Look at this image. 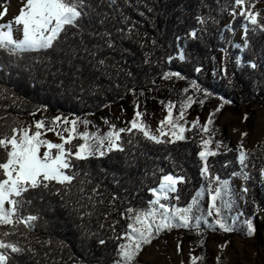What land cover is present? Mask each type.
<instances>
[{"label": "trees", "instance_id": "1", "mask_svg": "<svg viewBox=\"0 0 264 264\" xmlns=\"http://www.w3.org/2000/svg\"><path fill=\"white\" fill-rule=\"evenodd\" d=\"M88 2L91 19L86 18L82 37L73 36L75 30H71L55 51L27 52L19 57L0 51V130L29 126L41 119L50 122L56 116L92 122L117 106L122 107V114L133 116L136 106H142L140 97L150 93L166 105L171 101L178 106L181 98L192 97L186 117L198 114L199 101L206 97L239 103L250 114H254L255 104L264 109V33L250 31L246 48L240 51L235 47L244 20L236 17L231 28L226 27L233 0ZM258 3L264 0H256ZM0 4L6 5L8 0H0ZM200 18L205 23L201 24ZM193 31L195 38L190 35ZM221 55L226 71L217 81L215 61ZM252 63L257 67L252 68ZM197 68L201 70L197 72ZM172 73L183 78H165ZM193 81L200 91L191 87ZM129 98L133 104L128 112ZM200 136L156 144L138 133L122 134L124 152L78 162L80 175L67 188L55 185L29 194L32 202L25 205L23 214L38 219L31 230L19 226L26 239L19 232L8 239H19L22 246L35 252L16 256L15 264H113L117 245L123 242L115 237L128 223L121 213L129 207L148 208L154 199L149 189L158 187L160 176L168 173L185 177L173 195H179V201L169 203L177 207L187 206L202 187H218L215 176L229 182L227 198L232 200L231 184L235 178L244 179L243 188L248 191L244 192L243 216L254 222L257 211L264 213V141L248 154L244 172L236 151H216L217 155L208 159L206 181L198 155L206 133ZM130 139L132 143H128ZM209 203L205 191L200 207L212 222L216 216L207 217ZM225 212L222 209V214ZM101 239L105 244L99 243Z\"/></svg>", "mask_w": 264, "mask_h": 264}, {"label": "snow or ice", "instance_id": "2", "mask_svg": "<svg viewBox=\"0 0 264 264\" xmlns=\"http://www.w3.org/2000/svg\"><path fill=\"white\" fill-rule=\"evenodd\" d=\"M110 3H115V0H110ZM233 5V17L239 16L246 21L243 25L245 40L250 31L264 33V23L261 22V19H264V13L253 11L256 0H233ZM90 9L92 5L88 0H23L18 15L12 21L0 24V51L17 57L27 52L55 51L58 45L68 38L71 30H75L71 32L73 36L82 37L85 20L87 18L90 22L91 19ZM6 14L7 8L0 12V17ZM199 22L205 23L202 18ZM190 35L195 38L196 32L193 31ZM108 46L112 47L110 40ZM245 46H247L246 43ZM180 58L183 59V55ZM99 63L103 64L104 61L101 60ZM251 67L256 68L257 65L252 63ZM200 70V68L196 69L197 72ZM169 75L180 77L179 73H172L165 74V78H169ZM191 87L200 91L195 81L192 82ZM184 91L187 92V89ZM193 102L192 97L189 96L181 103L179 115L173 117L172 109L175 105L169 101L165 105L168 110L167 116L159 122L155 131L143 121L144 113L139 111V105L136 106L137 110L133 118L127 122L128 126L116 128L115 125L110 124L109 131L103 134L99 131L89 132L87 127L90 121L86 119H68L61 116L54 117L50 122L41 119L29 126H9L7 131L0 130V264H15L16 256L35 252L30 246H22L19 239L15 241L8 239L10 236L17 235L20 225L31 230L32 222L38 219L37 216L23 214L25 205L32 202L28 198L29 194L37 190H49L55 185L67 188L80 175V171L77 170L78 162L102 158L112 152H124L122 134L134 136L138 133L144 139L156 144L175 143L186 139L184 132L189 129H186L179 121L184 119L186 108ZM199 103L203 104L204 101L201 100ZM226 103L230 102L224 101L210 113L205 124L199 125V118H197L191 122L192 127L199 126L203 133H209V126L213 124L216 113H219ZM247 119L248 116L245 114L244 120ZM105 123L109 122L105 120ZM81 124L84 130H80ZM48 132H53L59 142L47 139ZM247 135L246 132L241 133V139L243 140V137ZM74 141L79 142L74 143ZM128 143H132V140H128ZM201 144L202 150L198 154L203 162L201 174L207 177L210 175L208 157L217 155V152L209 147L212 144L211 136L207 139L202 138ZM219 147L220 144L217 143L216 148ZM239 149L238 161L242 167H247L245 162L248 157L243 143L240 144ZM243 175L245 179H248L246 172ZM261 175L264 176V169H261ZM213 180L218 183V187L214 189L202 187L187 206L177 207L162 201L170 199L179 201V195L171 196L170 194L178 193L177 186L185 182V177L171 173L161 175L158 187L149 189L154 199L149 201L148 208L129 207L121 213L128 223L123 233L115 237L123 242L117 245L113 264H136L143 246L150 244L154 237L163 231L174 228L199 230L201 221L209 228H213V224H209L200 207L205 191H208L210 196L207 217L215 215L217 218L214 224L224 232L234 231L233 224H230L228 217L222 214V209L228 210L232 206L227 198L230 196L229 182L220 180L219 176H215ZM212 182L209 181L210 184ZM56 191L59 194L60 190ZM243 191L247 192L248 189L244 188ZM112 199L114 201L116 197L113 196ZM218 200L220 206H217ZM245 223L247 235H253L256 231L253 221L248 219ZM113 231L115 232L114 227ZM19 235L27 238L23 232H19ZM99 243L103 245L105 240L101 239ZM177 247L179 249V245ZM197 259L202 258L192 257L193 264Z\"/></svg>", "mask_w": 264, "mask_h": 264}, {"label": "rangeland", "instance_id": "3", "mask_svg": "<svg viewBox=\"0 0 264 264\" xmlns=\"http://www.w3.org/2000/svg\"><path fill=\"white\" fill-rule=\"evenodd\" d=\"M22 5L23 0H8V4H0V12L7 8V14L0 17V24L12 21L18 15ZM253 11H264V3L256 4ZM236 17H233L231 13L226 22L227 28H231ZM245 23L246 21H244ZM244 37V28H241L234 39L235 47L240 51L246 48ZM215 63L216 79L220 81L226 71L224 55L217 58ZM139 100L142 102L139 111L144 113L143 121L155 131L159 126V122L167 116L168 110L165 106H162L166 104L164 102L161 103L162 101L160 100L159 102L156 95L152 93H150V96H141ZM202 100L204 103H199L200 110L198 114H193L190 117L185 116L183 120L179 121L184 124L186 129H189L184 132L187 140L196 139L204 134L199 126L193 128L191 122L199 118V125L202 126L207 121L209 114L225 101L222 97H206ZM180 101L178 106L174 104L175 107L172 109L173 117L179 115L180 105L186 100L181 98ZM132 104L133 101L129 98L126 111H132ZM252 109H254V114H250L249 110L239 103L235 105L224 104L222 110L216 113L213 124L209 126L210 132L206 133L205 139L209 136L212 137L210 148L218 152L233 150L239 155V146L243 143L247 157L250 152L256 150L264 141V109H258L256 104ZM122 112V107L120 108V106L107 110L102 118L90 122L87 130L89 132L99 131L103 134L109 131L110 124L115 125L116 128L128 126L127 122L134 115L122 114ZM245 114L248 116L246 121L244 120ZM105 120L109 123H105ZM244 132L248 133V135L243 137L242 140L241 133ZM46 138L59 142L52 132H48ZM217 143L220 144L219 148H216ZM245 168L242 167L243 172ZM205 179L207 181L208 177ZM244 182V179H234L233 184L230 186L232 198L230 202L232 206L223 214L228 217V222L233 224L234 231L226 233L219 229L214 224L217 217H212V222L208 221L209 224H213V228H209L201 221L199 230L195 228H174L170 231H163L158 236H155L150 244L143 246L141 253L136 259V264H193L192 257L202 258L197 259L195 264L196 262L198 264H264V213L257 211V216L253 222L256 231L253 235L248 236L246 220L243 216L244 205L247 201L243 191ZM261 186L264 187V176ZM174 194L170 195L173 196ZM171 200L162 202L169 204ZM221 245H224V247H221ZM217 257H219V260H217Z\"/></svg>", "mask_w": 264, "mask_h": 264}]
</instances>
